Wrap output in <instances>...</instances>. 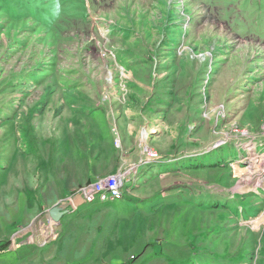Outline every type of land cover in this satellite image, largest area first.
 <instances>
[{
  "label": "rangeland",
  "instance_id": "obj_1",
  "mask_svg": "<svg viewBox=\"0 0 264 264\" xmlns=\"http://www.w3.org/2000/svg\"><path fill=\"white\" fill-rule=\"evenodd\" d=\"M0 264H264V0H0Z\"/></svg>",
  "mask_w": 264,
  "mask_h": 264
},
{
  "label": "crops",
  "instance_id": "obj_2",
  "mask_svg": "<svg viewBox=\"0 0 264 264\" xmlns=\"http://www.w3.org/2000/svg\"><path fill=\"white\" fill-rule=\"evenodd\" d=\"M92 105H90L89 107H91ZM93 109V107H91ZM97 109L100 110L99 107H97ZM97 117V116H96ZM93 115L89 116L88 118L84 117L86 120H88V124H90L95 130L98 129L99 127L104 128L105 130H107V121L105 116H101L99 118H96ZM106 124H105V123ZM100 133V132H99ZM115 137V136H114ZM114 137L111 140L107 141V138H96L97 142L100 144H103L104 146L107 145V143L111 142L113 143L114 141ZM111 143L109 144L110 147H108V149L99 151V152H91L93 150L90 149H83L81 148L80 152L81 154L79 155L78 153H76V157L75 156H70L69 160L71 162H74L75 165L73 170L72 167L71 169H59L54 168L52 171V180L51 182L48 181L47 175V181H48V186L53 188L54 186H57V184H61L64 186V189L67 187L68 189L70 187H74L77 186L79 184H81L82 182H88L90 180H95L104 176H107L108 174H113L119 170L122 169L123 167V161H124V156L125 154H131V150L129 149V147H125L126 145H123V143L121 142V149L116 150L113 145L111 147ZM128 155V156H129ZM81 167H79V166ZM103 166V168H102ZM121 168V169H120ZM107 169H109V173L107 174H99L100 172H104ZM70 172L71 174H74L75 178L73 180V182L68 183L67 182V178L69 177V179L71 178L70 173L66 176L65 172L67 173ZM98 172V173H96ZM65 183L67 185H65ZM57 197L59 198L61 197L59 194L60 193H56ZM64 194V191L63 193ZM61 194V195H62ZM78 210V209H77ZM76 210V211H77ZM39 213V212H38Z\"/></svg>",
  "mask_w": 264,
  "mask_h": 264
},
{
  "label": "bare ground",
  "instance_id": "obj_3",
  "mask_svg": "<svg viewBox=\"0 0 264 264\" xmlns=\"http://www.w3.org/2000/svg\"><path fill=\"white\" fill-rule=\"evenodd\" d=\"M263 159H261L258 163V165H260L262 163ZM102 183H106V181H99L95 184H102ZM94 185V184H92ZM120 183L119 182H114V187H101V188H94V192H91V195L94 193H98L99 194V199L101 200V198L104 197H109L111 199H114L115 196H117V191L121 192L120 190ZM87 187V186H86ZM55 222V221H54ZM257 222V221H256ZM255 222V223H256ZM260 222L258 221V223L256 225H258ZM40 227V225H39ZM47 230V229H46Z\"/></svg>",
  "mask_w": 264,
  "mask_h": 264
},
{
  "label": "built area",
  "instance_id": "obj_4",
  "mask_svg": "<svg viewBox=\"0 0 264 264\" xmlns=\"http://www.w3.org/2000/svg\"><path fill=\"white\" fill-rule=\"evenodd\" d=\"M114 182H120L119 181V175L113 176L106 180V183L102 184H94L91 186V192H94V188H101V187H114ZM122 196V192L117 191V196H115V199H119ZM84 200L85 202L91 201V193L84 194ZM108 197L101 198V201L107 200Z\"/></svg>",
  "mask_w": 264,
  "mask_h": 264
},
{
  "label": "water",
  "instance_id": "obj_5",
  "mask_svg": "<svg viewBox=\"0 0 264 264\" xmlns=\"http://www.w3.org/2000/svg\"><path fill=\"white\" fill-rule=\"evenodd\" d=\"M65 212V209L63 210L60 207H53L49 210L48 213L53 220L58 221L60 216L63 215Z\"/></svg>",
  "mask_w": 264,
  "mask_h": 264
},
{
  "label": "trees",
  "instance_id": "obj_6",
  "mask_svg": "<svg viewBox=\"0 0 264 264\" xmlns=\"http://www.w3.org/2000/svg\"><path fill=\"white\" fill-rule=\"evenodd\" d=\"M26 6H27V8H30V12L31 13H29L30 14V16H33V17H35L36 16V14H32V13H35L36 12V7H30L29 6V4H26ZM38 8V7H37ZM12 14L14 15V16H16L17 15V13L15 14L14 12H12ZM43 20H45V18L43 17ZM50 20L51 19H49V20H45V21H47V22H50Z\"/></svg>",
  "mask_w": 264,
  "mask_h": 264
}]
</instances>
